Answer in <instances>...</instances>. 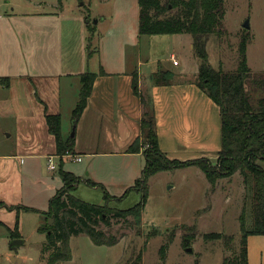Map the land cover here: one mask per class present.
<instances>
[{
  "label": "crops",
  "instance_id": "1",
  "mask_svg": "<svg viewBox=\"0 0 264 264\" xmlns=\"http://www.w3.org/2000/svg\"><path fill=\"white\" fill-rule=\"evenodd\" d=\"M24 2L25 12L17 11L20 4L11 0L0 3V9L12 7L4 14L0 12V45L3 43L5 49L0 46V226H5L9 234L22 213L40 214L42 219L34 232L38 231L51 199L64 186L61 169L80 177L87 186L88 181L95 183L98 186L94 189H105L110 197L124 196L141 179L146 166L144 149L134 154L128 150L142 140L141 123L147 114L154 118L159 148L167 159L183 163L206 159L217 164L222 148L220 108L198 86L199 60L190 35L151 36L155 38L152 40L171 36L175 46L184 44L180 57L173 52L164 60L150 56L149 51L145 56L139 13L133 18L135 33L117 38L112 36L115 18L110 12L109 19L102 17L97 26L90 24L93 34L86 23L83 26L89 31L88 36L84 29L82 32L83 46L88 51L96 33H100L99 57H49V12L40 9L48 3ZM38 39L43 40L40 46ZM252 42L247 48L250 69ZM39 53L42 57H37ZM168 61H173L174 68L167 65ZM209 61L211 64V57ZM95 62L98 68L91 70ZM86 73L97 74V78L75 126L72 155L80 157L83 164L78 174L65 170V159L73 158L57 155V143L49 133L46 116L61 117V134L67 141L72 114L80 100V77ZM5 79L10 81L8 86L4 85ZM66 108L71 113L68 127L63 116ZM50 158L53 162L60 159L61 181L55 177L51 180L57 184L49 181ZM19 230L24 240L22 221ZM9 238L12 241L11 234ZM247 249L248 264H264V235L249 236Z\"/></svg>",
  "mask_w": 264,
  "mask_h": 264
},
{
  "label": "rangeland",
  "instance_id": "2",
  "mask_svg": "<svg viewBox=\"0 0 264 264\" xmlns=\"http://www.w3.org/2000/svg\"><path fill=\"white\" fill-rule=\"evenodd\" d=\"M7 1L0 0V3ZM11 1L20 4L17 11L25 12L27 9L24 0ZM45 1L48 5L44 4L40 9L49 12V57H71V60L72 57H99V32L95 35L91 51L83 46V29L85 35H89L87 28L83 27L86 18L92 26H97L98 20L102 17L109 19L112 12L115 18L112 36H131L136 31L133 18L140 12L138 0H63L62 4L58 0ZM11 10L12 7L7 6L0 12L4 14ZM225 11L227 35L221 39L212 37L208 43L211 64L215 69H220L223 64V70L235 71L239 44L248 32L253 41L249 49L251 70L264 72V0H225ZM246 22H249V30L243 28ZM142 37L146 46L143 45L145 56L149 51L150 56L153 54L164 60L173 52L180 57L181 47H185L184 44L175 46L173 38H169L171 36L158 38L160 40ZM37 42L38 46L43 44L42 39ZM0 46L4 51L3 43ZM37 57L42 55L39 53ZM167 65L174 68L173 61H168ZM97 68V62L93 63L91 70ZM67 109L63 115L66 127L71 119ZM73 133L74 125L69 136ZM146 143L143 139V144ZM54 162L57 170H48L49 181L53 177L60 180V159L55 158ZM258 164L264 167V162L258 161ZM63 166L65 170L78 173L83 164L66 158ZM148 191L140 223L133 218L112 219L111 227L101 226L102 231L116 239L115 246H97L87 235L73 236L69 243L72 255L69 261L54 262L53 252H42L47 237L37 230L34 232L42 217L39 213H22L14 230L20 232L19 223L22 221L25 243L16 250L10 248L12 241L8 229L0 226V264H13L11 258L24 260L23 264H223L225 259L241 254L242 233L254 228L257 205L264 208V194H257L247 185L240 172L231 178L217 179L212 185L199 167L171 170L151 177ZM73 195L86 203L108 205L116 210H129L142 200V195L136 192L122 201L107 200L101 188L94 189L82 182ZM187 248L193 249V253H187Z\"/></svg>",
  "mask_w": 264,
  "mask_h": 264
},
{
  "label": "trees",
  "instance_id": "3",
  "mask_svg": "<svg viewBox=\"0 0 264 264\" xmlns=\"http://www.w3.org/2000/svg\"><path fill=\"white\" fill-rule=\"evenodd\" d=\"M62 1L58 0V3L62 4ZM138 5L141 36L188 34L192 37L194 54L199 60L198 86L220 108L222 148L219 158L216 165L206 159L185 163L170 161L159 148L153 116L145 115L141 123L142 140L138 139L128 150L134 154L144 149L146 166L141 179L118 199L110 197L103 189L107 200L118 201L124 200L132 192H139L142 195L140 204L129 210H116L108 205L86 203L73 195L81 178L72 172L60 170L64 186L51 199L49 211L44 213L45 221L38 229L47 237L42 252H53L54 262L71 259L69 243L73 236L87 235L97 246H115L116 239L102 231L101 226L111 227L112 219L133 218L140 223L148 201V181L162 172L197 166L212 185L217 179L231 178L240 172L247 185L254 188L257 194H264V167L258 164V161L264 162V73L255 74L248 66L250 35L245 31L247 33L239 44L235 71L227 72L222 67L215 69L209 61L208 43L212 37L221 39L227 35L224 26L225 0H138ZM86 24L93 34L94 29L87 18ZM80 78V100L72 114L74 126L87 106L97 74L86 73ZM4 81L5 86L10 84L9 79ZM137 83L135 76L133 85L136 93ZM46 121L49 133L57 143V155L63 157L72 154L74 138L63 140L61 117L47 115ZM143 139L146 144H143ZM87 184L90 187L98 186L90 181ZM51 219L53 224L49 225ZM10 234L12 240L21 238L17 229ZM252 235H264V208L259 204L255 208L254 228L242 233L241 254L225 259L223 264H248L247 239Z\"/></svg>",
  "mask_w": 264,
  "mask_h": 264
},
{
  "label": "water",
  "instance_id": "4",
  "mask_svg": "<svg viewBox=\"0 0 264 264\" xmlns=\"http://www.w3.org/2000/svg\"><path fill=\"white\" fill-rule=\"evenodd\" d=\"M95 24H97V22ZM243 28L245 30H249L250 29L249 22H246L244 24ZM74 134L75 133L72 134V136H71L72 138L74 137ZM52 224H53V220L51 219L49 221V225H52ZM24 243H25V241L22 240V239L12 240V242L10 244V248H11V250H16L18 247H21ZM185 251L187 253H193V249H191V248H187V249H185ZM11 261H12L13 264H22L23 263V261L21 259H19V258H11Z\"/></svg>",
  "mask_w": 264,
  "mask_h": 264
},
{
  "label": "built area",
  "instance_id": "5",
  "mask_svg": "<svg viewBox=\"0 0 264 264\" xmlns=\"http://www.w3.org/2000/svg\"><path fill=\"white\" fill-rule=\"evenodd\" d=\"M175 65H177V63H175ZM67 156H70L71 158H73V160H76L77 162L81 161L80 157H76L72 154H67ZM48 169L53 172L57 170V165L53 162L52 158L48 160Z\"/></svg>",
  "mask_w": 264,
  "mask_h": 264
}]
</instances>
